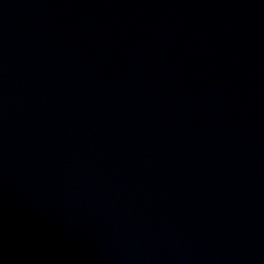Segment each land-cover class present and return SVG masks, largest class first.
<instances>
[{"label":"water","instance_id":"obj_1","mask_svg":"<svg viewBox=\"0 0 264 264\" xmlns=\"http://www.w3.org/2000/svg\"><path fill=\"white\" fill-rule=\"evenodd\" d=\"M0 264H264V0H0Z\"/></svg>","mask_w":264,"mask_h":264}]
</instances>
